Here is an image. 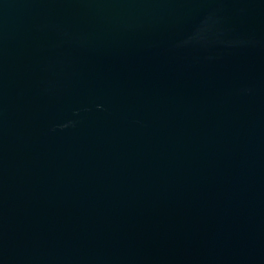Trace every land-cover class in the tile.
<instances>
[{"label":"water","instance_id":"1","mask_svg":"<svg viewBox=\"0 0 264 264\" xmlns=\"http://www.w3.org/2000/svg\"><path fill=\"white\" fill-rule=\"evenodd\" d=\"M0 264H264V0H0Z\"/></svg>","mask_w":264,"mask_h":264}]
</instances>
